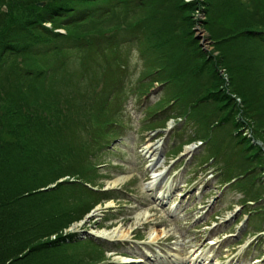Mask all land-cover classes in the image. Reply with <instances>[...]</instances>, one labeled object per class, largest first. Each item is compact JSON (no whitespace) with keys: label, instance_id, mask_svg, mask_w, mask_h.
<instances>
[{"label":"trees","instance_id":"16d2710c","mask_svg":"<svg viewBox=\"0 0 264 264\" xmlns=\"http://www.w3.org/2000/svg\"><path fill=\"white\" fill-rule=\"evenodd\" d=\"M41 1H46V6H37ZM241 1L244 2H224L221 7L226 4L229 7L219 16L213 10L212 0H208L205 11L208 15L203 24L211 34L215 27L223 26L219 36L212 34L220 51L218 62L231 73L234 92L243 99L247 115L255 120L256 131L261 134L264 127V0H246V8ZM197 5L182 0H0V264L99 261L98 253L96 258L90 256L78 249V243H66V236L61 234L92 209L99 195L83 185L92 183L90 176L94 170L85 166L89 164L87 160L84 162L89 142L77 137L75 131L83 128L93 136L94 131L106 133L118 118L116 110H109L110 117L95 121L96 126L90 129L83 118L75 121L71 117L70 113L77 112V108H72L74 104L65 95L71 91L74 101L83 98L82 117L94 105L104 113L112 94V90H107L111 80L125 69L127 56L121 53L123 45L130 50L137 43L145 57L146 73H154V81L166 80L156 74L165 70L163 62L170 56L175 58L172 52L175 44L178 43L179 51L184 50L185 58L190 50L192 60L183 69L179 67L180 70L184 75L191 73L195 79L203 67L210 78L209 85L201 87V96L190 89L185 95L194 93V101L199 104L211 103L209 98H216L219 104L225 102L227 105L222 108L223 114L218 111L217 121L227 122L226 116L233 115L231 102L224 95L223 101L220 92L215 91L218 65L195 49L190 35L191 15ZM3 7L6 12L2 11ZM135 8L140 10L136 12ZM119 15L126 17L118 25L107 23ZM173 22L179 24L180 35L175 39L166 32V26ZM57 30H63L64 34ZM158 49L160 57L154 59L152 54ZM75 50L79 52H75L74 58H79L83 69L80 74L69 67V52ZM254 51L261 64L255 63ZM28 52H33L36 73L23 69L15 58ZM59 70L61 75L57 73ZM74 76H77L75 83ZM182 76V73L171 74L173 82L178 84L176 97L179 98L184 93L179 81ZM32 77L37 80L31 81ZM151 85L149 82L147 86ZM147 86L139 89L147 91ZM31 90L36 92L33 94ZM106 91L109 92L105 98L96 103V97ZM212 116L215 115L209 118ZM209 118L207 115L205 122L211 121ZM257 158L253 155L248 160L243 156L239 164L243 167L226 174L224 180L241 176L248 168L245 161L251 164ZM65 176L79 182H57ZM245 185H254L248 197L255 199L262 194L255 184L246 181L238 184ZM52 236L55 238L51 240ZM67 238L71 239L72 235Z\"/></svg>","mask_w":264,"mask_h":264},{"label":"rangeland","instance_id":"374dc122","mask_svg":"<svg viewBox=\"0 0 264 264\" xmlns=\"http://www.w3.org/2000/svg\"><path fill=\"white\" fill-rule=\"evenodd\" d=\"M227 1L228 0H212L211 4L213 10H215L216 13H220L219 16L229 7V4L224 5L223 8L221 7V5ZM245 2L247 1H241V5L246 8L247 6H244ZM96 4L102 3L98 2ZM139 10L140 8H137L136 12ZM2 11L6 12V8H3ZM205 11H207V8L201 9V12H199L198 15H194L193 18L201 21L204 19L202 13ZM204 15L206 18L208 14L204 13ZM125 17L126 15H119L117 18L107 21V23L110 25H118ZM178 25L179 24H176V22H173L169 27L168 25L166 26V32H170L174 36L172 39H175L177 34L180 35ZM219 27L220 29L215 27V30L212 31L213 35H220L223 26L219 25ZM110 33L112 32L110 31ZM212 34L205 23L201 25V22H198L197 26L190 32V35L194 36L196 45L198 43L195 49L198 50L200 47L201 54L209 61H211V54L208 53L210 45L206 38H210L214 45V64L218 65L217 68L220 69L219 73L223 75L222 70L227 72L228 70L218 62L220 59V51L217 50V44L213 40ZM242 46L246 49L245 52L248 54L246 46L244 44H242ZM33 49L35 50V47ZM134 49L135 51L132 49L130 56L127 51H121L123 56H127L128 61L126 60L125 62V69L123 71L121 69L120 73L117 75H121V77L117 78L116 76L111 80L112 83L107 90H112L110 91L112 94L107 101V110L104 113H100L97 105H94V108H90L88 113L82 117L81 104L83 103V98L74 101L71 91L65 95V97L74 104L72 108H77V112L70 113L71 117L75 121L83 118V122L90 129L96 126L95 121L104 120L106 117L109 118V110L118 111L122 124L120 127L121 132L119 133V139H117L115 143L110 144L106 148V145L112 142L113 138L118 136V133L109 140L110 142L104 144L108 139H103L95 143L94 147L96 161L92 162L95 169L90 179L94 181L92 184L101 187L102 190H107L110 199L102 200L91 210L92 214L91 212H89L88 215L86 214L89 217L80 222L82 223L81 228H79V224H73L70 229H80L85 231V233L92 230L101 232L103 230L130 229V237L142 240L137 243V246L130 247L123 244L110 245L100 239L97 240L90 237L94 243H100L102 245L101 247L107 251L105 252L106 260L100 264H118V259L122 258V256L142 260L140 263L135 264H155L157 258L168 261L174 257L179 258V260L183 262L188 260L187 264H193L190 262V260H192V258H190L191 253L194 254V259L201 254L202 256L199 262L202 260V264H264V237H262L261 231L258 232L256 230V226L264 230V212L258 214L254 213L256 210L255 206L258 205V202H256L252 208L251 206L247 207V209H244L245 207L241 208L239 206V201L242 197V193L233 188H224V186L217 182L216 174L219 173L220 166L217 164L216 160L221 162V156H216L213 161H208L204 164L199 163L200 165H197L195 168L194 165L188 168L189 163L183 170L182 168L186 161L184 156L174 164L175 166L171 167V162L176 159V154H171L170 150L178 143H184L179 155L185 154L188 138L193 133L192 127L188 124H186L185 127L177 125L167 136H164L163 131L171 121H167L163 128H158L154 132L145 128L150 120L154 121L153 116L150 118L146 116V106H153L156 101L165 97L167 92L170 93L169 89L167 91V86L175 89L172 86V84L175 83H173V79L171 78V74L174 73H182L183 75L179 81L184 87V93L177 102L178 111L185 112V110H190L192 114L203 120L206 119L207 115L209 118L211 114L217 117L218 111L223 114L224 109L222 108L227 105L225 102L219 104L216 98H209V100L212 101L211 103L201 102L199 104L194 101V93L192 96L185 95L187 89L196 91V96H201L203 94L201 87H207L209 85L207 80L210 78L205 72L206 68L203 69L202 67L201 72L196 74L198 77L195 79L191 73L184 75L182 69L188 60H192V57L189 56L191 51L189 50L185 58L183 56L184 50L180 48L182 52L179 51L177 43L172 47L175 58L170 56L168 61L163 62L165 70L156 74V76L171 82H167V85L160 86L152 95L148 96V98L140 99L138 94L134 92L138 82L143 79L145 73L143 72L142 74L143 61L135 47ZM41 52V50H37V53ZM75 52L79 51L75 50L74 52H69V67L73 72L80 74L83 72V69L80 68L79 58H74ZM25 53L16 55L15 58L18 59L23 69L31 70L36 73L34 71L36 68L35 62L32 60L34 57L33 52ZM152 55L154 59L159 58V49ZM36 57L43 62L40 56ZM254 61L256 64L257 62L261 64L255 51ZM179 67L182 69L180 70ZM57 73L58 75L62 74L60 70ZM226 78H230L231 80V73L228 72ZM30 80H37V77H32ZM76 81L77 76H74L73 82L75 83ZM217 84L215 91L220 92L222 96H226V90L219 88L220 85L223 84H220L219 80ZM175 85L178 86L177 84ZM198 85H200V87ZM225 85L226 88H229L228 83H225ZM230 86L232 88L234 87L232 81L230 82ZM31 91L33 94L36 92L35 90ZM108 92L109 91L100 93L95 99L96 103L102 101ZM224 96L222 99L223 101L226 100ZM49 100L51 99L49 98ZM227 102L229 103L230 101L228 100ZM235 103L237 104V102ZM62 105L65 107V104L62 103L61 106ZM245 105L243 101V106ZM228 107L232 108L229 105ZM235 110V114L233 113L232 116H226L228 122L227 126L229 128L227 126L216 127L214 129L215 137L217 138L227 131L230 135V139L232 138V148L236 151L244 148L245 151L243 153L246 156L248 152L246 148L248 143L257 146L256 153L260 150L257 153L258 158L251 164L246 162L245 164L247 167H252V173H254L255 176L259 175V171H262L264 174V168L257 167V165L264 166V127L263 130L260 129V134L256 131L257 123H255V120L250 118L249 115L243 113V115L241 113L238 114L239 108H235ZM162 114L163 113L160 114V117H163ZM109 126H111V128L107 133L116 131V125L110 124ZM94 132V136H105L103 130ZM75 134L81 139H92L90 132L83 128L77 129ZM161 140L164 146L159 152L158 166L153 169H148V165L153 161L152 158L149 157V153L147 154L146 148ZM211 146V141H207L205 147L201 151L202 159L210 156ZM196 153L197 151L194 152V156ZM179 155H177V157ZM167 170L168 173H166ZM160 172H162V176L165 175L166 178L159 185H156L155 189V184L151 188L149 183L152 181L151 178L153 173L159 174ZM210 172L211 175L214 176L211 179ZM194 174H196L197 177L193 183L187 185L183 184V182L189 178H193ZM67 178L68 177H65L62 180L71 181L73 179L70 178L65 180ZM118 178L126 179L111 188V183ZM259 179L260 183L264 185V180L261 179V176ZM170 185L173 186L170 191V194L172 193L170 198L164 201L159 200L160 198L157 199L160 193L165 192V189ZM174 189H176L175 193H173ZM201 190L204 192H201L202 194L196 197V194ZM111 191H116V193H110ZM261 203H264V199ZM261 205L263 206L264 204ZM230 208L231 210L233 208V210L230 211ZM96 210H98L99 213L97 216H94ZM234 211H237L235 215H229ZM249 212L252 215H250L248 221L245 222V219H247L246 214ZM142 214H145V218L137 220L136 217ZM172 214L174 216L171 217ZM86 215L84 218L87 217ZM156 235H160L161 237L153 241L152 239ZM82 236H84V233L78 232L76 239H82ZM200 243H204L203 248L199 246ZM77 246L78 249L82 250L79 242ZM88 248H91V246H88L86 249ZM143 251L146 253V256ZM147 256L148 258H146Z\"/></svg>","mask_w":264,"mask_h":264},{"label":"bare ground","instance_id":"6f19581e","mask_svg":"<svg viewBox=\"0 0 264 264\" xmlns=\"http://www.w3.org/2000/svg\"><path fill=\"white\" fill-rule=\"evenodd\" d=\"M161 147V143H157V144H153L147 147V149L151 152H147L149 154H152L153 152H157ZM193 147H187L186 150L190 151L192 150ZM158 163V161H155V163H153L151 166H156V164ZM160 175V174H159ZM159 175L153 174V181H155ZM126 178H118L115 181H113L111 183V187H114L115 185L121 183L122 181H124ZM152 181V182H153ZM98 210H96V212H94V216L98 215ZM145 218V214H142L138 217H136V219H144ZM91 234H94L96 236H99L100 238H103L102 240H107V241H112V240H123L124 238H128L130 235V229L127 230H103L101 232H94V231H90ZM161 236L160 235H156L153 237V241L158 240ZM201 247H203V243L200 244ZM201 254L198 257H195L194 259V254L190 255V258L194 259L195 263L199 262V259L201 258ZM119 263L118 264H127V263H140L142 260L140 259H130V258H119ZM160 264H186V262L184 263L183 261L179 260V258L174 257L168 261H166V263H164V261H160ZM194 263V264H195ZM200 264V263H199Z\"/></svg>","mask_w":264,"mask_h":264},{"label":"water","instance_id":"95a60500","mask_svg":"<svg viewBox=\"0 0 264 264\" xmlns=\"http://www.w3.org/2000/svg\"><path fill=\"white\" fill-rule=\"evenodd\" d=\"M39 5H40V6H42V5H43V3H39Z\"/></svg>","mask_w":264,"mask_h":264}]
</instances>
